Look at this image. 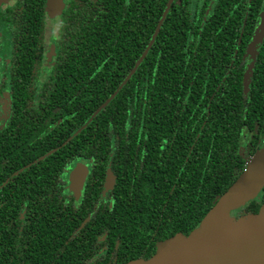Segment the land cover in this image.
Instances as JSON below:
<instances>
[{
    "label": "flooded vegetation",
    "instance_id": "flooded-vegetation-1",
    "mask_svg": "<svg viewBox=\"0 0 264 264\" xmlns=\"http://www.w3.org/2000/svg\"><path fill=\"white\" fill-rule=\"evenodd\" d=\"M45 1L43 6H36L33 0H5L0 4V145L6 140L0 148V157L10 160L12 167L17 163L27 170L29 165L38 163L49 154L46 152L47 130L67 119L73 120L70 126L73 135L86 128L88 137L71 159L63 160L60 172L47 180L40 175V169L31 170L39 175L24 173L21 180L14 173L4 178L0 175V207L9 206L4 227L10 230L13 237L7 261H0V264H22L25 259L39 264H61L63 260L68 264H126L147 260L154 255L158 243L178 233L186 236L199 224L189 227L190 213L194 218L195 209L189 212L192 204L184 197L187 195L184 189L190 177L191 156L201 154L194 150V142L168 141L174 128L160 127L161 116L157 117V114L161 115L160 111L153 114L157 127L165 134L153 136L154 141H150L147 130L151 122L149 115L152 114L148 115L146 109L143 111V98H128L130 105L124 104L123 116L119 117L123 120L107 121L109 125L103 141L94 142V125L89 123L85 126L84 121L77 124L76 118H92L99 106L107 99L111 100L114 93L102 99L53 98L59 87L56 76L61 71L60 63L66 60L67 51L62 48L67 39L63 36L67 29L65 24L77 23L66 18L67 11L70 9L71 17L76 15L80 3L81 11L89 10L92 16V0H64L61 12L54 17L46 14ZM188 1V7L190 2L196 4V7L192 6V11L186 9L188 16L195 21L199 19L203 7L204 14H207L215 2ZM251 1H232L233 13L243 11V19L239 34L230 42V64L227 67L237 61L243 68L242 80L244 72L251 63H255L264 44L263 34L261 42L248 51L260 21L264 19V0H255L257 18L251 31L243 34L246 19L252 17L248 6ZM34 14L33 20L24 17ZM201 20L203 23L204 17ZM158 21L144 49H141L128 72L122 74L117 89H122L147 60ZM69 51L72 52L71 59H74L77 50L72 47ZM216 66L220 67L219 64ZM125 99L127 101L124 98V102ZM149 99L155 100L157 110L165 108L160 101L162 98ZM176 99L177 107L187 108L188 98ZM192 99L199 102L193 103L194 111L191 113L186 110L185 117L200 113L195 124L205 113V105L204 98ZM94 100L100 102L96 108ZM170 104L175 106L173 98H170ZM248 109L256 119L258 116V120L255 119L251 126L246 123L239 135L238 152L246 163L264 148V98H251ZM192 127L195 129L194 125ZM182 130L186 131L184 127ZM78 171L82 175L73 182L72 177ZM197 179L204 182L203 171L198 173ZM21 181L22 192L18 184ZM5 186L6 196L2 192ZM52 196L57 197L62 205L57 213L54 212L55 215L46 214L54 210L42 205L47 197ZM262 196L264 186L256 197ZM241 213L235 212L236 215ZM68 214L71 222L63 224V218ZM46 220L48 225L51 220L54 221L49 226L52 229L49 234L33 230L35 225L44 226Z\"/></svg>",
    "mask_w": 264,
    "mask_h": 264
},
{
    "label": "trees",
    "instance_id": "trees-1",
    "mask_svg": "<svg viewBox=\"0 0 264 264\" xmlns=\"http://www.w3.org/2000/svg\"><path fill=\"white\" fill-rule=\"evenodd\" d=\"M167 1L92 0V16L89 10L81 11L80 3L76 15L71 17L69 9L66 18L69 20L71 18L77 23H68V25L66 22L65 24L67 29L63 36L67 39L63 42L62 48L67 51L66 60L60 63L61 71L56 76L59 87L53 98L102 99L114 93L110 102L99 111L96 110L92 118L87 119V116L77 115V124L84 121L85 126L89 123L94 125V142L103 141L109 125L107 121L123 120L119 117L123 116L125 105H130L128 98H143L141 103L143 111L146 109L148 115L152 114V116L149 115L151 122L149 121L147 130L150 141H154L153 136L160 137L165 134L157 127L153 114L154 111H160L161 115L157 114V117L161 116L160 127L167 129L171 126L172 130L174 128L173 133L167 138L168 141L194 142V150L199 151L201 155L191 156L190 177L184 189V193L187 194L184 197L192 204L189 212L195 209V217L193 218L191 212L189 219V227L192 228L201 221L217 197L226 191L246 165V160L238 152L239 135L246 123L251 126L256 119L248 109L251 98H264V44L260 47V52L253 63L247 90L244 91L243 68L239 67L240 64L237 61L230 68L227 67L230 64V42L235 35L239 34L243 11L233 13V0H215L213 8L204 14L205 7H203L199 19L195 21L188 16L189 12L186 10L188 0H173L147 52V60L143 61L122 89H117L123 78L122 74L125 75L128 72L141 49H144L150 39ZM254 1L252 0L248 5L252 10V17L246 19L243 34L251 31L257 18L258 6ZM33 2L36 6L44 4L43 0H33ZM24 17L33 20L35 14ZM202 17H204L203 23ZM86 20L88 21L85 23ZM31 33L33 34L32 31ZM72 47L77 50L74 59H71L72 52L69 51ZM217 64L220 67H217ZM155 65L156 68H154ZM203 80H205L204 83ZM182 89H184L183 92ZM124 98H127V101L125 99L124 102ZM149 98H162L160 101L165 108L162 111L157 110L155 100ZM170 98H173L174 105L176 98H188L187 108L180 109L177 105L172 107ZM192 98H204L205 105V113L195 124L193 123L200 113L195 114L194 117L190 115L185 117L186 110L191 113L194 111L193 103L199 102L198 99ZM99 103L94 100V108ZM116 111L118 114H115ZM259 120L261 122V119ZM66 121H63L65 124L63 122L52 126L50 124L52 128L46 132L48 146L47 151L45 150L49 154L41 158L38 163L29 165L27 170L17 163L12 167L10 160L0 157L1 178L10 177L12 173L18 177V180H21L24 173L39 175L32 172L33 169H40V175L46 180L49 176L59 173L63 160L71 159L88 137L86 128L80 129L76 135H73L70 127L73 120ZM193 125L196 130L192 127ZM183 127L186 131L182 130ZM193 129L195 131H192ZM196 134H198L197 138ZM70 137L72 138L65 141ZM5 143L0 145L1 149ZM52 148H55L54 151L51 150ZM20 169L23 170L20 171ZM201 171L204 172V182L197 179ZM174 175L176 176V173ZM178 183L180 185V182ZM18 184L22 192V181ZM2 192L6 196V186ZM21 192L19 193L20 201ZM262 203H264V196L250 201L247 206H242L237 212L256 213ZM42 205L46 209L54 210L46 213L52 215H55L54 212L57 213L58 208H62L58 198L53 196L47 197ZM8 211L9 206L0 207L1 262L7 261L10 241L13 239L10 230L4 227L3 222L6 220ZM18 216L17 214L16 217ZM69 216L68 214L63 218V224L71 222ZM15 220L17 221L16 218ZM48 222V220L42 222L44 226L35 225L33 230L49 234L52 231L49 226L54 224V221L51 220L50 225ZM22 264L39 263L25 259ZM61 264H68V262L63 260Z\"/></svg>",
    "mask_w": 264,
    "mask_h": 264
},
{
    "label": "water",
    "instance_id": "water-1",
    "mask_svg": "<svg viewBox=\"0 0 264 264\" xmlns=\"http://www.w3.org/2000/svg\"><path fill=\"white\" fill-rule=\"evenodd\" d=\"M3 1L0 0V4ZM63 1L46 0L45 12L50 17L58 15L63 8ZM171 2L167 1L152 39L159 31ZM263 34L262 18L248 51L261 42ZM252 67L253 63L243 74L244 91L247 90ZM108 102L109 99L103 102L97 111ZM80 175L82 173L78 171L72 177L73 182ZM263 186L264 148H261L246 163L235 181L217 197L197 227L186 236L178 233L158 243L154 255L149 259L126 264H264V203L256 213L235 214V211L252 201Z\"/></svg>",
    "mask_w": 264,
    "mask_h": 264
},
{
    "label": "rangeland",
    "instance_id": "rangeland-1",
    "mask_svg": "<svg viewBox=\"0 0 264 264\" xmlns=\"http://www.w3.org/2000/svg\"><path fill=\"white\" fill-rule=\"evenodd\" d=\"M192 1L194 2L195 0H192ZM193 5H195V7H196V4H192V2H190V5H189L188 8H189L191 11H192V6H193ZM46 14H47V12H46ZM47 15H48V14H47ZM48 16H49V15H48ZM49 17H50V16H49ZM258 198H259V197H255L254 199H257V200H258ZM254 199H253V200H254ZM235 212H236V211H235Z\"/></svg>",
    "mask_w": 264,
    "mask_h": 264
}]
</instances>
